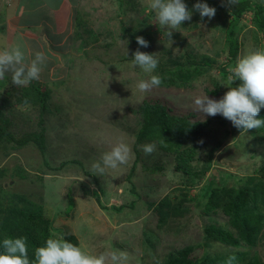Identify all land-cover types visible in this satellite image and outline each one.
I'll list each match as a JSON object with an SVG mask.
<instances>
[{
	"label": "rangeland",
	"instance_id": "obj_1",
	"mask_svg": "<svg viewBox=\"0 0 264 264\" xmlns=\"http://www.w3.org/2000/svg\"><path fill=\"white\" fill-rule=\"evenodd\" d=\"M260 1L264 3V0ZM14 3L16 5L17 1ZM14 3L13 0H0L1 20L6 18L5 22L0 20V28L5 27V31L0 32V50L9 43L10 46L20 44L25 62H29L34 59L33 51H42L37 41H28L27 35L18 38L9 32L12 30L8 24L9 12L13 11ZM72 3V22L63 36V44L57 46V55L46 57L44 74L40 73L38 80H32L48 90L47 110L42 114L38 103L17 102V92L12 94L10 91L21 86L13 84L11 77H6L9 79L8 89L0 88V112L9 121L8 124L0 121L1 125L7 126L18 139L33 137L41 126L46 128L44 153L34 140L24 146L7 141L0 147V167L11 171L19 166L28 171L25 179L11 176L8 171L0 182L8 191L43 203L58 234L75 235L79 244L92 253L126 252L129 264H144L145 261L157 264L171 251L187 245L195 247L192 255L199 258L206 253L226 254L238 249L219 241L206 245L205 226L225 227L229 219L219 212L206 214L202 192L204 185L211 182L212 173L232 185L234 181L228 173L246 176L262 165L264 144H258L252 134L257 129H238L229 120L224 124L216 121L202 136L200 141L203 143L199 142L193 160L194 168L199 169L208 160L209 152L216 148L211 160L213 168L189 191L185 189L187 176L176 171L174 155L155 143L156 151L146 157L141 145L153 142L140 144L139 154L135 150L136 134L142 123L138 108L144 99L162 101L175 116L202 121L208 116L196 110L194 99L208 95L219 100L229 90L222 85L226 78L219 66L227 60L222 52L226 44L224 21L229 20L231 5L227 0H203L215 9L218 5L216 10H221V14L216 12L213 18L204 17L202 20L199 12L192 11L191 20L185 21L177 31L173 30L170 46L167 28L159 25L147 0H134L133 4L126 0H74ZM151 12L154 15L148 20L151 27L147 29L152 33L149 46L139 50L156 53L158 66L167 63L169 57L187 53L206 54L216 59L210 71L196 80L194 88L159 86L146 93L138 91L137 82L148 79L150 74L138 66L133 67L134 48L129 41H132L130 32L134 31L127 32L124 28L139 30ZM78 17L83 21L80 28L82 38L75 33ZM252 21V12H248L240 23L239 57L251 49L264 47V33ZM156 26L161 28L160 35L153 30ZM54 35L60 39L58 34ZM34 36L42 43L51 44L45 32L39 37ZM27 45L36 49L28 50ZM156 73L157 69L152 74ZM215 90H219L217 94ZM118 142L129 145L131 155L128 162L115 170H106L102 177L94 176L90 171L91 164ZM131 170L133 176L129 179L127 176ZM183 192L194 198L183 203L190 210L160 228L158 215L154 207L148 208V203L158 202L166 194L173 196ZM131 203H134L133 207ZM121 204L126 207L122 210L115 208ZM148 229L159 237L154 241L153 250H147L143 245L144 231ZM252 251L264 256V245H258Z\"/></svg>",
	"mask_w": 264,
	"mask_h": 264
},
{
	"label": "trees",
	"instance_id": "obj_2",
	"mask_svg": "<svg viewBox=\"0 0 264 264\" xmlns=\"http://www.w3.org/2000/svg\"><path fill=\"white\" fill-rule=\"evenodd\" d=\"M122 1V0H120ZM130 4L134 0H126ZM190 11H195L194 5L198 2L203 3V0H184ZM213 5L215 2L210 1ZM133 4V3H132ZM127 8L130 7L126 5ZM218 8V5H216ZM216 8V9H217ZM197 12V11H196ZM217 14H221V10H216ZM252 12V22L256 25L257 29L264 33V3L260 0H238L236 5H231L228 15V21H224L226 31V44L222 52L226 54L227 60L223 62L219 68L221 74L226 78L228 68L234 66L240 54V40L238 32L240 31V23L243 17ZM154 15L151 12L144 19L143 24L139 30H131L124 28V31L130 32L132 37V52L134 53L137 48H142L136 42L137 36H142L148 42L150 41L151 31L147 27L148 20ZM197 13L195 16L197 17ZM83 21L79 19L75 24L76 36L82 38L80 32ZM156 23V22H155ZM197 26L196 24H194ZM160 35L161 28L156 26L153 29ZM5 31V27L1 28ZM179 34L176 35V37ZM87 41L84 39V44ZM135 50V51H134ZM218 55L220 53H217ZM216 63V59L206 54L187 53L181 54L176 57H169L167 63L157 67L158 74L162 78L160 86L175 87V88H194L193 84L196 80L209 72L211 66ZM8 78L0 80V88L7 87ZM239 84V81L234 82ZM10 91V90H7ZM215 90L214 93H218ZM17 92V102L23 104L37 103L41 107L43 114L47 110V99L49 92L40 82L31 81L30 83L21 86L20 89H13L10 91L12 94ZM27 101V103H25ZM141 113L142 123L137 131L135 140V150L139 154V145L144 142H153L164 150L174 155L176 160V171H180L187 176L185 181V189H191L192 186H197L206 174L212 170V157L215 149L209 152L208 160L203 163L199 169L194 168L193 160L196 157L198 144L204 133L218 120L223 124L226 120L222 115L208 116L202 121H191L188 117L175 116L171 113L168 106L162 101H154V99H144L139 106ZM4 117V116H3ZM2 117L0 112V121L9 123L8 118ZM258 119L264 120V108L261 109L257 116ZM2 123V124H3ZM43 123L41 119L40 124ZM45 130L41 126L40 131L34 132L33 137L28 136L23 139H18L14 133L9 131L7 126L0 123V147L5 146L7 141H14L18 146H24L31 140H34L40 150L45 152ZM257 140L258 144H264V127H261L252 133ZM17 148L16 145H11ZM158 169L161 167H157ZM6 167H0V179L8 174ZM85 172L92 174L84 169ZM11 176L18 175L25 179L28 177V171L22 167H15L10 172ZM220 173V172H219ZM233 178L234 183L228 184L225 178L217 179L216 175L212 173L211 182L204 185L202 195L204 196V209L206 214L219 212L228 217V227H221L213 224L205 226L206 245L211 242L219 241L228 245L239 247L238 249L226 254L206 253L201 258L192 255L195 247L187 245L176 251H171L162 261L157 264H225V260L230 255H235L237 260L234 264H264V256L259 252L252 251L258 245H264V154L262 157V165L256 168L251 174L240 176L233 173H228ZM133 176V170L128 174L130 179ZM219 176V175H218ZM97 183L101 190H103L102 183L97 179ZM8 191L5 184L0 182V251L2 249V241L5 237H27L28 241V254L30 261L35 259V249L44 246L46 240L49 238L50 233L55 231L53 220L46 214V209L43 203H38L24 194ZM72 199V197H71ZM98 199L100 196L98 195ZM189 197L187 192L181 195L166 194L158 202L153 201L148 203V208L154 207L158 215V226L161 228L171 219L182 217L190 208L183 205L184 202L193 200ZM134 203H131L133 207ZM126 207L121 204L116 207L122 210ZM232 227V228H230ZM66 240L71 243L79 244L77 237L73 234L62 232ZM143 245L145 248L153 250L155 240L158 236L152 229L144 231ZM144 264H148L146 261Z\"/></svg>",
	"mask_w": 264,
	"mask_h": 264
},
{
	"label": "clouds",
	"instance_id": "obj_3",
	"mask_svg": "<svg viewBox=\"0 0 264 264\" xmlns=\"http://www.w3.org/2000/svg\"><path fill=\"white\" fill-rule=\"evenodd\" d=\"M229 5H236L238 0H227ZM148 8L155 12L159 25L167 28V38L170 46L173 43V30L192 18V11L184 0H147ZM195 11L199 12L201 19L213 18L216 9L207 3H196ZM138 45L147 48L149 43L142 36L136 37ZM20 44H13L0 50V80L6 73L11 74V81L16 86H23L32 80H38L42 67L46 62L43 52L37 51L30 63H25V54ZM159 59L156 53L149 54L137 48L133 53L132 65L138 66L144 73L150 74L148 79H141L136 87L139 92L146 93L154 87H159L162 78L158 74H152L158 67ZM228 73L223 86L229 90L217 100L208 95L198 96L194 99L196 110L207 116L222 115L231 121L232 125L244 130L259 129L264 127V120L257 116L264 108V47H257L247 51L238 57L234 66L228 68ZM239 81L235 87L234 82ZM27 103V101H25ZM203 143V141H200ZM145 156H151L156 151L155 143L141 145ZM131 155L128 144L118 142L107 152H104L99 160L93 162L90 171L94 176L102 177L106 170L117 169L126 164ZM0 251V264H129V257L123 251H105L92 253L86 251L83 244H74L55 231L50 233L44 246L35 249V259L30 261L28 254L27 237H5ZM235 255H230L225 264H234Z\"/></svg>",
	"mask_w": 264,
	"mask_h": 264
},
{
	"label": "crops",
	"instance_id": "obj_4",
	"mask_svg": "<svg viewBox=\"0 0 264 264\" xmlns=\"http://www.w3.org/2000/svg\"><path fill=\"white\" fill-rule=\"evenodd\" d=\"M7 1L10 2L12 0H7ZM16 1L17 3L15 5L13 0L14 9L12 12H9L10 17L8 19V24L12 28V30L10 29L9 32L12 31L14 35L18 36V38H24L23 36L27 35L29 37L28 38L29 42L37 41L39 49L43 53L44 52L46 53L45 56L47 58L49 55L50 56L57 55L56 54V51L58 52L57 46L63 44V40H62L63 36L66 32V29L69 30L68 27L72 22V18H71L72 16L71 13L73 9L72 1L74 0H16ZM5 19L1 20V16H0L1 21L5 22L6 21ZM1 28H0V32H3L1 31ZM44 32L47 36L46 38L51 43L50 45L46 43H42V41H40L39 38H35L34 36L36 34L39 37V35ZM54 33L58 34L60 36V39L58 38L57 40L55 38ZM40 42L42 45L40 44ZM10 45L11 43L8 44V46ZM67 46H69V43L67 44ZM29 48L32 49L31 46H28V50ZM35 49L36 47L33 48L32 50ZM33 52L36 53L37 51H33ZM29 54L32 55L31 52H29ZM25 63H30V61ZM42 74H44V71L41 72V75ZM5 77H11V74L6 73Z\"/></svg>",
	"mask_w": 264,
	"mask_h": 264
}]
</instances>
